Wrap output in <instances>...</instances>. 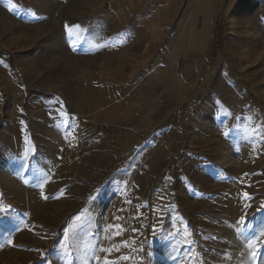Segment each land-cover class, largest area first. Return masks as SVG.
Here are the masks:
<instances>
[{"label": "rangeland", "instance_id": "rangeland-1", "mask_svg": "<svg viewBox=\"0 0 264 264\" xmlns=\"http://www.w3.org/2000/svg\"><path fill=\"white\" fill-rule=\"evenodd\" d=\"M0 264H264V0H0Z\"/></svg>", "mask_w": 264, "mask_h": 264}, {"label": "trees", "instance_id": "trees-1", "mask_svg": "<svg viewBox=\"0 0 264 264\" xmlns=\"http://www.w3.org/2000/svg\"><path fill=\"white\" fill-rule=\"evenodd\" d=\"M214 29H215L214 31H216V33L219 32V30H220V23H219V22L215 24V28H214ZM217 37H218V36H217ZM217 37H216V39H217ZM218 41H219V38H218ZM217 44L219 45V42H218ZM218 50H219V48H218ZM216 54H217V53H216Z\"/></svg>", "mask_w": 264, "mask_h": 264}]
</instances>
